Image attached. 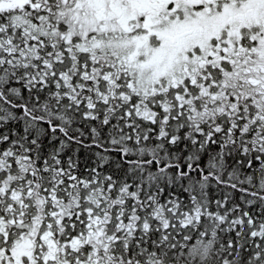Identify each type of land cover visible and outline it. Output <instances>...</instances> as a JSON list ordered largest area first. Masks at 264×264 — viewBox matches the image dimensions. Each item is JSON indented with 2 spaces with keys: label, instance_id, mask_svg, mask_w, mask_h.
I'll use <instances>...</instances> for the list:
<instances>
[{
  "label": "snow or ice",
  "instance_id": "obj_1",
  "mask_svg": "<svg viewBox=\"0 0 264 264\" xmlns=\"http://www.w3.org/2000/svg\"><path fill=\"white\" fill-rule=\"evenodd\" d=\"M0 264H264V0H0Z\"/></svg>",
  "mask_w": 264,
  "mask_h": 264
}]
</instances>
